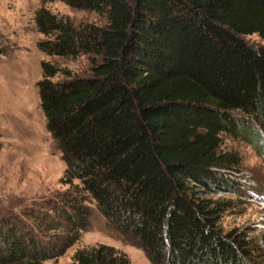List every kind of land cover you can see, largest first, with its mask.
Instances as JSON below:
<instances>
[{"label": "trees", "instance_id": "trees-1", "mask_svg": "<svg viewBox=\"0 0 264 264\" xmlns=\"http://www.w3.org/2000/svg\"><path fill=\"white\" fill-rule=\"evenodd\" d=\"M93 11L75 23L48 3ZM35 13L47 55H87L76 76L43 61L38 83L47 128L66 164L68 188L23 217L0 218V264H47L88 226V200L151 264H255L249 243L219 225L226 203L201 196L235 191L237 151L224 137L264 133V0H41ZM213 184V185H212ZM69 264H130L100 244Z\"/></svg>", "mask_w": 264, "mask_h": 264}, {"label": "rangeland", "instance_id": "rangeland-1", "mask_svg": "<svg viewBox=\"0 0 264 264\" xmlns=\"http://www.w3.org/2000/svg\"><path fill=\"white\" fill-rule=\"evenodd\" d=\"M41 0H0V218L23 215L39 209L65 191L66 164L57 141L47 128L40 104L38 83L43 78L41 63L50 62L76 76H89L90 59L51 56L38 48L44 36L37 30L35 13ZM47 6L55 13L70 17L75 23L104 24L97 13L76 9L54 1ZM254 44H264L257 34L246 37ZM223 149L237 151L241 164L238 172L228 173L238 188L225 190L213 185L211 193L199 189L201 196L226 203L219 221L225 231H236L249 243L250 260L264 264V133L261 141L224 137ZM88 226L80 239L62 255L47 264H69L78 249L106 244L123 251L130 264H151L137 239L120 232L89 199Z\"/></svg>", "mask_w": 264, "mask_h": 264}]
</instances>
